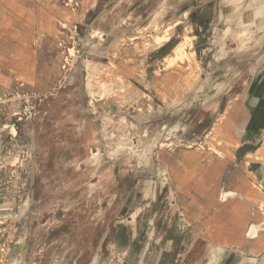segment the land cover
Wrapping results in <instances>:
<instances>
[{
	"label": "rangeland",
	"instance_id": "obj_1",
	"mask_svg": "<svg viewBox=\"0 0 264 264\" xmlns=\"http://www.w3.org/2000/svg\"><path fill=\"white\" fill-rule=\"evenodd\" d=\"M182 1L0 0V264L246 257L191 235L256 148L245 107L264 32L235 19L211 34L214 0L177 26Z\"/></svg>",
	"mask_w": 264,
	"mask_h": 264
},
{
	"label": "crops",
	"instance_id": "obj_2",
	"mask_svg": "<svg viewBox=\"0 0 264 264\" xmlns=\"http://www.w3.org/2000/svg\"><path fill=\"white\" fill-rule=\"evenodd\" d=\"M213 2L215 16L210 28L211 34L215 35L219 32L220 23L227 26L235 19L245 20L255 26L257 32H264L262 31L264 29V0H253L251 6L244 7L240 12L237 10L238 5L241 4L240 0H214ZM180 6L185 17L175 25L186 24L188 27L191 23L193 26L192 19L196 10L194 0H183ZM245 109L249 113L245 125V142L256 148L253 152L244 154L240 164L231 170V177L227 182L228 190L223 201L217 200V189L210 192V205L214 206L215 210L210 217H206L211 224L208 227L209 233H201L200 231H203L207 224L198 223L195 225L196 229H192L191 236L193 240L205 239L207 242L219 244L220 248H234L239 255L244 253L246 257L237 260L236 264H255L250 260L254 257L253 253L264 250V206L253 202L257 198V192L251 188L250 182L254 179L251 180L247 173L259 176L258 181L264 183V73L257 74L250 79ZM225 164L222 161L220 166L225 167ZM206 183L208 185L210 181ZM200 216L199 213H193L187 220L192 222ZM249 229L254 236L248 234ZM258 230L259 237L257 238Z\"/></svg>",
	"mask_w": 264,
	"mask_h": 264
}]
</instances>
